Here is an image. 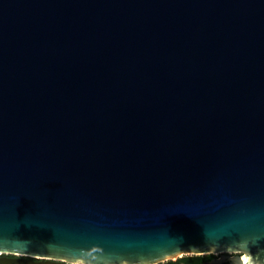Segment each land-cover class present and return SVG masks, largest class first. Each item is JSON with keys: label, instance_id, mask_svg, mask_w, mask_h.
<instances>
[{"label": "water", "instance_id": "95a60500", "mask_svg": "<svg viewBox=\"0 0 264 264\" xmlns=\"http://www.w3.org/2000/svg\"><path fill=\"white\" fill-rule=\"evenodd\" d=\"M0 253L264 264V0H0Z\"/></svg>", "mask_w": 264, "mask_h": 264}, {"label": "trees", "instance_id": "16d2710c", "mask_svg": "<svg viewBox=\"0 0 264 264\" xmlns=\"http://www.w3.org/2000/svg\"><path fill=\"white\" fill-rule=\"evenodd\" d=\"M216 256L214 254L204 255H183L177 259H170L159 264H207L208 261L212 260ZM82 264V263H79ZM228 264V263H225Z\"/></svg>", "mask_w": 264, "mask_h": 264}, {"label": "flooded vegetation", "instance_id": "af4514ba", "mask_svg": "<svg viewBox=\"0 0 264 264\" xmlns=\"http://www.w3.org/2000/svg\"><path fill=\"white\" fill-rule=\"evenodd\" d=\"M212 254H214L216 257H219V256H221L222 255V253H212ZM231 255H234V253H230ZM3 255H8V256H13V257H18V258H22V259H30V258H32V259H34V260H42L43 258H41V257H34V256H29V255H22V254H3ZM244 255V254H243ZM225 263H228V264H230L229 262H225ZM224 263V264H225Z\"/></svg>", "mask_w": 264, "mask_h": 264}, {"label": "rangeland", "instance_id": "374dc122", "mask_svg": "<svg viewBox=\"0 0 264 264\" xmlns=\"http://www.w3.org/2000/svg\"><path fill=\"white\" fill-rule=\"evenodd\" d=\"M174 258H178V256H175Z\"/></svg>", "mask_w": 264, "mask_h": 264}, {"label": "built area", "instance_id": "2783aa9c", "mask_svg": "<svg viewBox=\"0 0 264 264\" xmlns=\"http://www.w3.org/2000/svg\"><path fill=\"white\" fill-rule=\"evenodd\" d=\"M0 254H2V253H0Z\"/></svg>", "mask_w": 264, "mask_h": 264}]
</instances>
